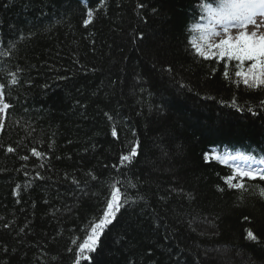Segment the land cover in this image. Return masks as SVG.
I'll list each match as a JSON object with an SVG mask.
<instances>
[{
  "label": "trees",
  "instance_id": "16d2710c",
  "mask_svg": "<svg viewBox=\"0 0 264 264\" xmlns=\"http://www.w3.org/2000/svg\"><path fill=\"white\" fill-rule=\"evenodd\" d=\"M202 2L0 0V264H76L117 182L94 264H264V181L204 158L264 159V87L195 52Z\"/></svg>",
  "mask_w": 264,
  "mask_h": 264
},
{
  "label": "snow or ice",
  "instance_id": "6c2138e0",
  "mask_svg": "<svg viewBox=\"0 0 264 264\" xmlns=\"http://www.w3.org/2000/svg\"><path fill=\"white\" fill-rule=\"evenodd\" d=\"M198 7L201 11L200 20L204 22L198 21L192 26L193 33L199 34V43L196 42V37L190 41L195 52L204 59L215 57L218 60L226 58L228 61H237L236 68L238 70L235 75L242 80L246 87L255 90L264 87V33L258 35L256 30L247 31L249 25L254 26V29L264 26V21L258 24L255 19L258 15L264 17V0H203ZM87 16L88 18L83 21L85 25L89 24L92 19L91 9ZM233 29L238 30L235 36L232 35ZM221 35H223V39L213 42L214 37ZM246 61L250 62L247 67H245ZM224 75L227 77L228 72L225 71ZM11 83L14 85L16 80L13 79ZM3 87L0 85V113H5L9 107L4 102ZM248 111L251 112L252 109L249 108ZM0 127H3L2 118H0ZM113 135H116L115 130ZM7 151L13 152L14 149L9 147ZM31 153L33 156H41V153L37 152L35 148L31 149ZM136 154L137 148L134 146L130 154L121 156V164L131 161ZM204 158L205 160H220L224 164H228L229 161L233 162L230 165L232 175L225 177V182L230 189H236L241 193L248 191V185L243 182L244 177L249 178L250 181L257 179L264 181V159L258 162L260 167H254L253 165L257 162L252 156L244 155L239 151L235 155H220L216 150L205 153ZM23 159H28V157L25 156ZM238 160L248 161V163H235ZM117 183L111 185L110 198L107 199L102 215L91 223L90 228L86 230V237L82 243H79V247L76 249V264H81V261H84L85 264H94L92 254L97 252L101 236L116 218L121 207L128 203L126 195L122 193ZM259 195L264 196V188H260ZM246 231L247 239L257 240L252 230Z\"/></svg>",
  "mask_w": 264,
  "mask_h": 264
},
{
  "label": "rangeland",
  "instance_id": "374dc122",
  "mask_svg": "<svg viewBox=\"0 0 264 264\" xmlns=\"http://www.w3.org/2000/svg\"><path fill=\"white\" fill-rule=\"evenodd\" d=\"M256 22L259 24L261 23V21H264V17H261V16H257L256 18ZM253 30H256L257 31V34L259 35L260 33H264V26L260 27L259 29H254V26L252 25H249L247 31L251 32ZM237 29H233L232 30V35L235 36L236 33H237ZM223 35L219 36V37H214L213 38V42H218L220 39H223ZM197 43H199V40L196 41ZM0 118H1V113H0ZM236 153H231V152H227L226 155H235ZM230 163H233L232 161H229ZM235 163H239V164H247L248 161H244V160H238V161H235ZM254 167H260L261 165L259 164H254L253 165Z\"/></svg>",
  "mask_w": 264,
  "mask_h": 264
}]
</instances>
